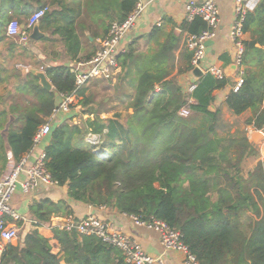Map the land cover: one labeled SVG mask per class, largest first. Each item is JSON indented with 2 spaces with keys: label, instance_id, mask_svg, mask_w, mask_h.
Here are the masks:
<instances>
[{
  "label": "trees",
  "instance_id": "1",
  "mask_svg": "<svg viewBox=\"0 0 264 264\" xmlns=\"http://www.w3.org/2000/svg\"><path fill=\"white\" fill-rule=\"evenodd\" d=\"M6 1L8 8L0 0L2 18L6 9L24 3ZM138 1L43 0L40 4L53 10L41 18V28L49 34L45 39L64 42L78 59L84 44L93 46L97 38H105L111 24L124 21ZM205 28L199 17L184 23V30L191 33ZM243 29L248 35L244 82L226 101L237 117L233 123L223 121L219 109H210L215 92L228 85L227 77L207 73L188 91L179 75L193 69L191 62L171 76L180 44L173 33L151 53L139 51L136 41L129 44L119 55L121 72L115 82L104 78L87 82L78 92L81 113L89 115L83 125L53 124L54 117L52 131L42 141L47 169L60 186H67L68 197L166 221L182 233L199 264H264V161L247 137L248 126L264 129V0L247 13ZM158 31L155 28L148 37L157 38ZM96 52L94 48L80 60ZM182 56L191 60L193 53L186 48ZM45 70L53 91L29 72L13 86L14 91L0 93V158L6 167L10 153L18 161L34 150L35 134L51 119L61 95L75 89L70 67L51 64ZM118 104L132 109L125 123L102 116ZM184 107L191 110L190 116L180 115ZM90 133L99 137V146L108 153L94 151L87 141ZM69 198L33 201L29 213L33 227L24 226L19 241L6 244L0 264H60L62 260L130 264L122 250L97 236L53 225V216L71 213Z\"/></svg>",
  "mask_w": 264,
  "mask_h": 264
},
{
  "label": "crops",
  "instance_id": "2",
  "mask_svg": "<svg viewBox=\"0 0 264 264\" xmlns=\"http://www.w3.org/2000/svg\"><path fill=\"white\" fill-rule=\"evenodd\" d=\"M43 0H24V3L20 8L7 9L3 12L4 18L0 13V93H7L8 90H13V86L18 83L19 79L27 78L28 73L31 69L41 70L51 64H64L70 68L75 66L77 61H80V57L91 52L94 48L98 51L100 48V37L97 38V43L92 45L84 44L83 49L77 54L78 59H74L72 54L68 51L65 43L56 40L50 41L45 39L49 34L41 28L43 33L47 35L38 41L31 40L27 45H21L18 43L16 38L8 37L6 34V25L9 21L6 17L12 15L20 21L22 27L26 24L29 17L38 9L42 8L44 5L40 4ZM147 4L146 9L138 19L135 27L126 35L122 42V49L126 50L129 44L135 43L139 45V51H146V53H151L158 48L159 43L164 42L168 35L173 33L178 39L180 38L179 48L175 50L177 56L176 68L173 70L172 75L178 72L179 67H184L190 62L189 60L182 56L185 51V38L189 33L188 30H184V23L188 20L185 17L186 4L189 0H142ZM204 1V0H198ZM219 8L220 12V25L217 30V35L215 36L214 44L208 46L206 61L210 64L217 65L224 68H232L235 62V45L230 38V29L233 24V18L235 15V2L236 0H214ZM72 4L77 8L79 6L78 2H72ZM3 5L8 8V2L4 0ZM52 7L50 5H45ZM55 10V9H54ZM7 11V12H6ZM7 20V21H6ZM6 21V22H5ZM155 28H158L157 38L150 39L148 36L153 32ZM78 31V34H81ZM84 33L90 36V31L85 30ZM248 38L245 34L244 40ZM93 38L90 36V41ZM193 58V57H192ZM84 60V59H83ZM121 72V70H120ZM48 75V74H47ZM226 77L229 80L228 85L215 92L214 111L219 109L221 112V117L223 121L234 122L237 117L233 114L227 106V98L231 91L234 90V85L239 77L237 68L235 70L226 72ZM50 79V77L48 76ZM51 80V79H50ZM115 82V81H113ZM179 82L182 84L185 90L189 89V85L192 82L188 79V72L179 75ZM12 88V89H11ZM14 91V90H13ZM57 95V94H56ZM73 104L68 112H59L57 118L54 119L53 124L76 121L77 117L82 113V106L79 104L80 97L77 95L73 96ZM63 101L59 100V104ZM132 109H130L131 111ZM129 111V112H130ZM72 113L79 114L70 118ZM110 113V112H107ZM107 113H103L102 116L107 117ZM118 113L116 116H119ZM86 119L89 115H84ZM93 116V115H92ZM109 117V116H108ZM236 127H233L231 131H235ZM247 137L251 143H253L261 153V160L264 155V129L258 130L251 126L247 127ZM45 153V145L41 142L37 145L32 152L26 154L28 156V165L36 161V159ZM12 154V153H10ZM9 154V156H10ZM4 161L0 158V178L7 174L8 167H4ZM252 168V166H251ZM20 178L22 180L27 179L26 173H22ZM67 186H56V187H45L41 186L31 193H24L21 187H19L12 198V207L20 215V220L16 223L20 226V234L23 231L24 226L26 229L32 228V220L29 216L30 205L35 200L41 198H52L58 201L63 198H69L67 195ZM71 207V213H65L61 216H53V225H58V220L66 217L67 215H73L77 219H81L88 215H94L102 220L110 221L114 226L123 231L124 233L130 235L133 239L139 242L146 252L151 255H161L164 264H185L184 254L174 250H167L164 248L160 241L159 233L153 229L142 226L134 222L125 213L118 212L116 210H111L108 207L93 206L86 204L84 202H78L72 198L68 199ZM69 207V210H70ZM22 222V223H20ZM20 236V235H19ZM18 238L14 239L12 243L16 244L19 241ZM60 264H67L64 260Z\"/></svg>",
  "mask_w": 264,
  "mask_h": 264
},
{
  "label": "built area",
  "instance_id": "3",
  "mask_svg": "<svg viewBox=\"0 0 264 264\" xmlns=\"http://www.w3.org/2000/svg\"><path fill=\"white\" fill-rule=\"evenodd\" d=\"M260 1L236 0L235 2V15L229 33L236 49L234 64L237 65L239 74L234 85L235 91L244 82V21L247 13L253 11ZM147 4L139 0L134 10L124 21H114L111 24L107 36L100 39V48L92 58L77 61L75 66L70 68L75 75V89L71 94L61 95L63 101L54 109L51 119L41 125L35 134V147L52 131L53 118L61 111L68 112L70 110L74 100L73 96L77 95L87 82L94 78L116 80L121 70L119 55L126 52V50L122 49V42L126 35L135 27ZM48 11H50L49 6H43L38 9L29 17L24 27H22L18 19H10L6 25L7 36L16 38L21 45H27L31 41L30 35L34 24L40 21ZM185 17L189 22L199 17L206 23V28L203 31L200 33L189 32L185 38L186 48L193 53V67L197 66L206 74L210 73L218 79L225 78L226 72L224 68L206 61L207 41L215 38L220 25V12L216 2L214 0H189L186 4ZM41 70H44V68L42 67ZM189 86L188 91H193L196 88L194 83ZM190 114L191 110L187 107L180 110V115L183 117H188ZM98 138L97 135L90 133L88 140L91 143L99 144L100 139L98 140ZM45 157L46 154L43 153L35 162L28 165L29 159L26 155L18 161L13 158L12 154L9 156L8 172L0 178V258L6 244L12 242L20 235V226L16 223L20 220V215L12 207V198L17 189L21 187L23 192L28 194L41 186H59L58 181L52 177L47 169ZM262 160H264V155ZM23 172L27 175L25 180L20 178ZM125 214L137 224L158 232L164 248L183 253L185 264H199L196 255L190 251L188 245L184 242L182 233L172 228L166 221L156 217L143 219L140 216ZM57 222V226L62 229L74 230L82 235H95L103 242L118 247L122 250L125 260L130 264H164L161 255L149 254L139 242L117 229L110 221L102 220L94 215H88L81 219H77L73 215H67Z\"/></svg>",
  "mask_w": 264,
  "mask_h": 264
},
{
  "label": "water",
  "instance_id": "4",
  "mask_svg": "<svg viewBox=\"0 0 264 264\" xmlns=\"http://www.w3.org/2000/svg\"><path fill=\"white\" fill-rule=\"evenodd\" d=\"M47 34L46 33H43L41 31V28H40V21L36 22L32 28V31H31V40L33 41H38L40 40L41 38L45 37ZM214 44V40H209L207 41V45L208 46H211ZM237 68V65L234 64V66L231 68H227L225 70V72L228 73V71H231V70H235ZM31 73H33L34 75H36L38 78H39V82L40 84L45 88L47 89L48 91H53L54 90V86L51 82V80L48 78V75H47V72L44 71V70H37V69H31ZM206 75V73L201 70L199 67L195 66L193 67L192 70H190L188 72V79L192 82V83H195L197 81H199L201 78H203L204 76ZM56 94L58 95V92H56ZM214 105H211L210 106V109L211 110H214Z\"/></svg>",
  "mask_w": 264,
  "mask_h": 264
},
{
  "label": "rangeland",
  "instance_id": "5",
  "mask_svg": "<svg viewBox=\"0 0 264 264\" xmlns=\"http://www.w3.org/2000/svg\"><path fill=\"white\" fill-rule=\"evenodd\" d=\"M112 90V89H111ZM130 111V110H129ZM127 110L124 109V105L122 104H118L114 109L110 110V113H107L105 115H107V117H112L115 119H118L120 122L125 123V119L128 116L129 113L132 112V110L129 112ZM118 113H120L119 116H116ZM93 117V116H92ZM105 117V116H104ZM86 119L85 116H83L82 114L80 116L77 117L76 121L70 122L72 125H83V121ZM89 139V135L87 136V140ZM99 140V138H98ZM89 141V140H88ZM90 142V141H89ZM101 143V141H99ZM91 143V142H90ZM99 143V144H100ZM95 146V152L96 153H108L106 148H102L101 146H99V144H94L91 143ZM264 161V160H263ZM243 220L246 222L247 218L244 216Z\"/></svg>",
  "mask_w": 264,
  "mask_h": 264
}]
</instances>
